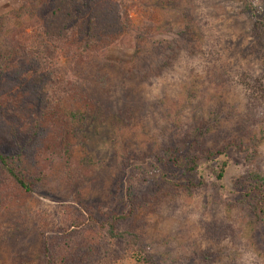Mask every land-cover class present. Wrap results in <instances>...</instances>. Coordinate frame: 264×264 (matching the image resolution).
Listing matches in <instances>:
<instances>
[{
	"label": "rangeland",
	"instance_id": "obj_1",
	"mask_svg": "<svg viewBox=\"0 0 264 264\" xmlns=\"http://www.w3.org/2000/svg\"><path fill=\"white\" fill-rule=\"evenodd\" d=\"M31 1L0 0V61ZM109 1L129 9L122 40L58 60L83 94L67 106L70 161L35 154L32 194L0 173V264H44L47 239L90 225L88 213L125 216L119 232L156 264H264V218L240 204L244 184L264 187V0ZM178 149L198 159L194 175L163 166ZM97 230L80 264H138Z\"/></svg>",
	"mask_w": 264,
	"mask_h": 264
},
{
	"label": "trees",
	"instance_id": "obj_2",
	"mask_svg": "<svg viewBox=\"0 0 264 264\" xmlns=\"http://www.w3.org/2000/svg\"><path fill=\"white\" fill-rule=\"evenodd\" d=\"M31 4L33 10L28 16L31 24L4 37L3 44L9 51L0 61V173L27 194H32L43 180L44 172L38 163L42 158L35 159V154L59 148L63 159L67 162L71 159L67 106L83 94L78 85L60 78L58 60L67 55L83 61L87 54L98 49L106 51L118 44L132 27L127 5L118 6L109 0H32ZM9 146L14 150L7 149ZM228 149L209 152L208 157L225 158ZM183 153L181 149L177 155L167 153L162 164L194 175L198 159L193 152L186 158ZM222 166L216 174L218 180L224 178L227 162ZM184 189L189 191L187 187ZM243 191L240 204L264 218V187L251 182L244 184ZM124 217L113 214L99 223L88 213L90 225L82 222L77 231L67 230L61 236L47 239L44 264H80V256L85 255L84 249L95 239L97 229L106 231L105 236L111 239L125 241L138 264H156L140 236L119 232L118 225Z\"/></svg>",
	"mask_w": 264,
	"mask_h": 264
}]
</instances>
